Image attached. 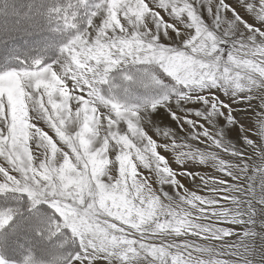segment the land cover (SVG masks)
Returning a JSON list of instances; mask_svg holds the SVG:
<instances>
[{"label": "snow or ice", "instance_id": "snow-or-ice-1", "mask_svg": "<svg viewBox=\"0 0 264 264\" xmlns=\"http://www.w3.org/2000/svg\"><path fill=\"white\" fill-rule=\"evenodd\" d=\"M0 264H264V0H0Z\"/></svg>", "mask_w": 264, "mask_h": 264}, {"label": "rangeland", "instance_id": "rangeland-1", "mask_svg": "<svg viewBox=\"0 0 264 264\" xmlns=\"http://www.w3.org/2000/svg\"><path fill=\"white\" fill-rule=\"evenodd\" d=\"M204 15L206 16L207 19L210 20V17L207 16V13H204ZM244 107H245L244 105H239V106H237V110L240 111ZM152 119H153V121H154V123L156 125H158L160 127H165L166 130L167 129L174 130V131L177 132L178 136L184 135V133H180L179 132V129L176 127L175 121H173L168 116V114L166 112L161 110V111H159L157 113H154ZM241 119H244V117L241 116ZM253 119H254V117H253ZM42 126L45 127V130H48L46 128V126H44V125H42ZM50 134H52V133L50 132ZM226 135H227L229 140H231L232 142L235 143L237 141V139H238L239 132L237 130L229 129L226 132ZM154 138H156V137L154 136ZM196 146L203 147L202 145H196ZM165 155H169L170 156V154H165ZM169 158L171 159V157H169ZM221 158L227 160L228 162H234L233 158L228 157L225 154H221ZM172 167L173 168H177V165L174 163V158H173V162H172ZM188 167L192 171H200V173L202 175L208 176L209 178L225 179V180L228 181V183H233V181H231V179L229 177H224L221 173L216 172L210 166L205 167V166H199V165H189ZM144 174L147 175L148 173L145 172ZM181 182L185 184V186L189 189V191H194L198 195H205V196H212L213 195L209 191V188L211 187V185L204 186L203 184H201L200 181H197L195 184H193L186 177L181 178ZM153 186H154V188H158V185H156L155 183H154ZM166 190H168L170 194L174 195V193L172 192V190L170 188H166ZM216 195L219 196V195H227V194H225V193H217ZM220 204H221V207H230L231 206L230 203H227L225 201H221ZM201 222H204V221H201ZM189 239H194V238L189 237Z\"/></svg>", "mask_w": 264, "mask_h": 264}, {"label": "trees", "instance_id": "trees-1", "mask_svg": "<svg viewBox=\"0 0 264 264\" xmlns=\"http://www.w3.org/2000/svg\"><path fill=\"white\" fill-rule=\"evenodd\" d=\"M72 247H73V248H76V246H75V245H72Z\"/></svg>", "mask_w": 264, "mask_h": 264}, {"label": "bare ground", "instance_id": "bare-ground-1", "mask_svg": "<svg viewBox=\"0 0 264 264\" xmlns=\"http://www.w3.org/2000/svg\"><path fill=\"white\" fill-rule=\"evenodd\" d=\"M238 131V130H237Z\"/></svg>", "mask_w": 264, "mask_h": 264}]
</instances>
